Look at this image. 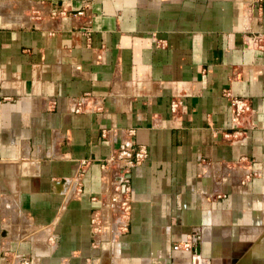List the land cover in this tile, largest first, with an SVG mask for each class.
<instances>
[{"label": "crops", "instance_id": "0c3cea01", "mask_svg": "<svg viewBox=\"0 0 264 264\" xmlns=\"http://www.w3.org/2000/svg\"><path fill=\"white\" fill-rule=\"evenodd\" d=\"M260 33L264 0H0V264H264ZM225 90L253 108L241 132ZM84 93L98 109L73 113ZM129 141L147 156L109 227L101 165Z\"/></svg>", "mask_w": 264, "mask_h": 264}, {"label": "built area", "instance_id": "2783aa9c", "mask_svg": "<svg viewBox=\"0 0 264 264\" xmlns=\"http://www.w3.org/2000/svg\"><path fill=\"white\" fill-rule=\"evenodd\" d=\"M77 15H85L83 10L76 12ZM88 25V22L85 23ZM89 30V27H86ZM247 45L255 47L256 49H264V34H252L248 37ZM224 95L228 99L231 107L230 128L234 132H241L246 127L245 124L250 120L253 113V108L247 98L237 97L230 90H225ZM183 103L180 98H172L170 102V112L173 115H178L181 112ZM98 109L95 98L89 94L84 93L81 96L74 98L71 111L73 113H82L87 111H94ZM233 133V132H232ZM227 136L230 133L226 134ZM147 156V149L143 145H134L133 141L121 145L114 153L110 154L108 158L101 165L103 168H113L112 188L101 194L102 209L107 211L112 217L113 223L108 226L119 228H126L131 211L130 201V169L140 164ZM82 166L87 164V160H81ZM72 192L76 195L80 193V181L75 179L73 182ZM94 233L100 236L105 231L106 224H103L100 215H95L92 218ZM176 245L174 248H178ZM183 249L188 251L191 248L189 242L182 245ZM4 256H9L8 252H4ZM10 264H34V259L28 257L23 253H15L8 261Z\"/></svg>", "mask_w": 264, "mask_h": 264}, {"label": "rangeland", "instance_id": "374dc122", "mask_svg": "<svg viewBox=\"0 0 264 264\" xmlns=\"http://www.w3.org/2000/svg\"><path fill=\"white\" fill-rule=\"evenodd\" d=\"M17 222V221H16ZM17 223H20V225L22 224V226L24 227L25 225H27L26 224V222H25V220L23 219H21V221L19 220ZM103 242V240L100 242V243H102ZM100 246H101V244H100ZM4 251V250H3ZM4 252H8L9 253V256H4ZM3 252V256H4V259H5V264H10V260L8 261V259L12 256V255H14L16 252H13V251H10V250H5ZM26 254V253H25ZM28 257H30L28 254H26Z\"/></svg>", "mask_w": 264, "mask_h": 264}, {"label": "water", "instance_id": "95a60500", "mask_svg": "<svg viewBox=\"0 0 264 264\" xmlns=\"http://www.w3.org/2000/svg\"><path fill=\"white\" fill-rule=\"evenodd\" d=\"M64 182H65L64 180H61V181L59 182V184H58V185H59V190L62 189V187H63V185H64ZM60 188H61V189H60ZM109 244H110V243H109L108 241H103L101 246H106V247H108Z\"/></svg>", "mask_w": 264, "mask_h": 264}]
</instances>
